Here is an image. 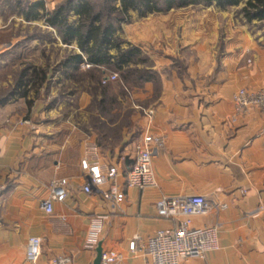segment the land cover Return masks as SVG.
Returning a JSON list of instances; mask_svg holds the SVG:
<instances>
[{
	"label": "crops",
	"instance_id": "obj_1",
	"mask_svg": "<svg viewBox=\"0 0 264 264\" xmlns=\"http://www.w3.org/2000/svg\"><path fill=\"white\" fill-rule=\"evenodd\" d=\"M37 1L52 10L63 0H0V12H16L18 3ZM242 6L224 11L215 5L190 6L135 22L134 44L151 61L155 81L136 89L133 127L121 128L117 138L91 125L84 132L63 133L55 121L50 129L30 85L22 98L0 104V264H27L31 236L41 239L37 264L58 258L92 264L98 245L120 256L114 264H150L131 253L128 243L171 229L173 221L160 219L155 203L182 194L202 195L227 207L192 219L196 227L218 225V250L181 264H264V113L257 107L237 112L233 103L241 88L264 89V21L247 23L232 16ZM209 8L215 12L211 18ZM7 21L10 32L31 25L46 29L41 21L27 22L18 14ZM8 22L0 36L8 32ZM22 38L12 35V45ZM6 48L0 42V53ZM26 116L33 118V128L21 124ZM100 120L107 130L115 129L116 123ZM146 133L164 139L152 163L156 186L127 188L126 174ZM85 158L102 170L117 167L121 203L102 199L105 186L82 192ZM61 178L68 181L67 197L46 214L40 203L50 182ZM94 223L102 230L94 250H88Z\"/></svg>",
	"mask_w": 264,
	"mask_h": 264
},
{
	"label": "built area",
	"instance_id": "obj_2",
	"mask_svg": "<svg viewBox=\"0 0 264 264\" xmlns=\"http://www.w3.org/2000/svg\"><path fill=\"white\" fill-rule=\"evenodd\" d=\"M89 67L90 65L86 63L80 64L82 69ZM115 79L116 75H109L102 79L101 84L105 85ZM233 103L237 112L257 107L264 113V89L250 91L241 88L233 96ZM151 114V110L146 111V115L151 116ZM21 124L29 125L27 121H22ZM163 145L164 139L160 136L149 133L142 136L141 144L136 149L135 160L126 174L127 188L144 190L156 186L152 163ZM86 156H91V152L87 151ZM81 168L87 178L86 183L81 187L83 193L89 194L94 188L105 186V190L101 191L104 201L111 204L123 201L124 192L116 181L118 176L116 166L102 170L95 161L85 158L81 161ZM67 194V179L52 180L48 195L41 201L40 208L46 214L52 213L53 203L63 202ZM226 207V204L202 195L162 196L155 203L157 216L160 219L173 221L174 226L171 229L159 230L145 239L139 236L133 237L128 243V250L131 253H140L150 264H181L188 259H205L219 248L218 225L196 227L193 226L192 219L225 210ZM101 230V224H92L86 244L88 250H94ZM40 249L41 239L37 236L29 237L25 251L27 264L38 263ZM119 258L120 256L114 252H102L100 264H114ZM68 262L67 259L58 258L50 261L49 264H68Z\"/></svg>",
	"mask_w": 264,
	"mask_h": 264
},
{
	"label": "rangeland",
	"instance_id": "obj_3",
	"mask_svg": "<svg viewBox=\"0 0 264 264\" xmlns=\"http://www.w3.org/2000/svg\"><path fill=\"white\" fill-rule=\"evenodd\" d=\"M207 12L208 18L214 16L215 12L211 8ZM14 14L17 13L10 11V8L5 13L0 12V28ZM236 14L238 13L233 12L232 16ZM215 17L219 23H224L219 14ZM142 18L136 13H131L130 19L121 24L118 35L124 43L123 47L127 45L136 47L133 41L135 22L141 21ZM262 27L260 24L255 28L260 29ZM6 30L8 32L0 36V42L7 43L6 50L0 53V99L1 97L10 96V90L16 84L23 69L27 68V79L34 77L36 71L42 70L45 74L43 87L41 85L33 87L32 82L29 84L31 87L30 93L31 98H34L37 102L39 101L40 106L43 107L42 114L46 116L45 122L49 124L50 129H53L54 122L58 121V129L63 133L76 130L84 132L87 127L92 126L93 119L100 116L107 121L116 123L115 128L119 132L123 127L128 129L133 127L131 117L135 111L132 109L134 103H136L134 93L141 85L137 83V74H132L127 78V81L120 83L121 77L116 71L105 69L103 71L105 75H116V79L105 86L103 96L105 104L101 106L99 105L102 96L101 89L97 87L95 76L89 72L88 68L65 70L60 66L61 61L68 54L78 52L75 45H63L54 31L41 29L33 25L23 29L16 27L15 31L13 29L10 32L9 21ZM12 35L16 37L23 36V38L12 45ZM127 36L132 37V42L126 40ZM29 38H32V40H29ZM142 55H144L142 57L147 58L143 66L149 67L151 61L145 54ZM97 74L100 75L101 73ZM32 119L26 116L22 121H27L29 125L26 126L33 128ZM95 121L98 123L101 120L97 121L95 119ZM95 130L111 134L113 138H116L113 135L115 131L107 130L103 124H97Z\"/></svg>",
	"mask_w": 264,
	"mask_h": 264
},
{
	"label": "trees",
	"instance_id": "obj_4",
	"mask_svg": "<svg viewBox=\"0 0 264 264\" xmlns=\"http://www.w3.org/2000/svg\"><path fill=\"white\" fill-rule=\"evenodd\" d=\"M240 3H243V6L237 13L245 22L264 21V0H63L52 10H46L43 2L37 1L25 3L24 6L18 3L19 9L16 13L27 22L41 21L46 27L45 30L51 29L56 33L61 44L75 45L78 52L68 54L60 66L65 70H78L81 63L90 65L88 70L94 74L97 87L102 92L99 105L103 106L104 88L109 84V82L101 84L102 79L109 76L103 73L105 69L116 71L121 77L120 83L127 81L134 73L137 74V83L141 84L140 87L144 83L155 81L151 65L143 66L147 58L142 57L144 55L141 50L130 45L123 47L124 43L119 38L121 24L130 19L131 13H136L142 18L148 14H166L171 10L197 5L203 7L215 5L224 11L237 7ZM26 71L27 68L22 70L16 84L10 90V96L1 98L0 104L16 96L22 98L26 93L25 88L30 83L33 82V87H39L45 81L42 70L36 71L34 77L28 79ZM100 117L93 119V128L97 124L102 125L95 121V119L100 121ZM112 131H115L113 135L117 138L119 130L115 128Z\"/></svg>",
	"mask_w": 264,
	"mask_h": 264
},
{
	"label": "water",
	"instance_id": "obj_5",
	"mask_svg": "<svg viewBox=\"0 0 264 264\" xmlns=\"http://www.w3.org/2000/svg\"><path fill=\"white\" fill-rule=\"evenodd\" d=\"M126 163H128V159H126ZM101 255H102V249L98 245L97 248H96V256H95V259H94L92 264H100Z\"/></svg>",
	"mask_w": 264,
	"mask_h": 264
}]
</instances>
